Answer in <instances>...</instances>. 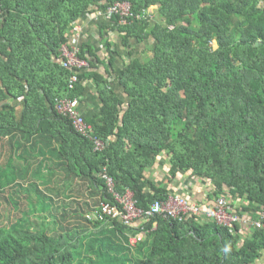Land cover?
Returning <instances> with one entry per match:
<instances>
[{"label": "trees", "instance_id": "16d2710c", "mask_svg": "<svg viewBox=\"0 0 264 264\" xmlns=\"http://www.w3.org/2000/svg\"><path fill=\"white\" fill-rule=\"evenodd\" d=\"M117 3L141 17L120 22L113 13L98 24L112 66L127 58L116 79L100 72L88 44L79 55L89 67L65 68L73 24ZM0 8V264H257L264 257V229L238 223L88 219L102 202L116 203L106 170L114 192L130 190L142 210L167 200L169 187L147 176L160 163L170 182L180 174L206 181L210 201L228 192L264 222V0H0ZM111 31L125 54L113 48ZM89 83L102 104L101 116L88 120L102 151L56 111L59 99L83 101ZM10 139L21 142L20 153L3 159ZM41 157L57 160L44 174L34 169ZM138 234L144 238L132 247Z\"/></svg>", "mask_w": 264, "mask_h": 264}, {"label": "built area", "instance_id": "2783aa9c", "mask_svg": "<svg viewBox=\"0 0 264 264\" xmlns=\"http://www.w3.org/2000/svg\"><path fill=\"white\" fill-rule=\"evenodd\" d=\"M107 17L113 13L120 16V22H124L129 17L140 18V14H135L132 11V7L129 3H117L109 8L108 12H104ZM2 14L0 8V16ZM102 12L94 15L95 20H99ZM76 24V23H75ZM74 24V25H75ZM97 30L98 23L91 25ZM113 31L110 32V34ZM112 43L115 45L116 41ZM81 49L70 43L65 44L62 48L63 51V65L67 69H71L75 72L77 70H84L89 67V61L80 58L79 52ZM79 81L78 75H74L71 80L70 88L74 87V84ZM56 111L68 118L74 125L75 129L84 137H87L94 143L95 149L102 151L105 149V143L99 138L93 135V124L88 122V119L80 110V102L78 100L73 101L71 99H59L56 104ZM104 178L113 193L116 203L102 202L95 212L88 215V219L92 220L96 218L101 221H119L126 225H133L139 223L143 219H151L157 215H163L167 218L178 221H214L219 225L232 226L235 223L242 224L243 226H250L253 229H264V222L262 220H255L254 215L250 212H245L242 207L232 205L230 199L223 195L210 202L207 211L204 212L202 205L199 201H195L192 197L181 194H170V197L165 201H156L151 208L146 211L137 206L133 193L127 190L123 195L116 194L114 192L113 179L107 175V170L104 173ZM245 203V202H244ZM246 205V204H244ZM243 237L242 235H239ZM144 238L143 234H138L134 237H130V245L135 247L137 243L141 242ZM240 241L239 243H242Z\"/></svg>", "mask_w": 264, "mask_h": 264}, {"label": "crops", "instance_id": "0c3cea01", "mask_svg": "<svg viewBox=\"0 0 264 264\" xmlns=\"http://www.w3.org/2000/svg\"><path fill=\"white\" fill-rule=\"evenodd\" d=\"M99 12H88L86 13L81 19L77 22H75L70 30V37L71 42L70 44L72 46H76L77 48L81 49L83 44H88L93 48V52L96 54L97 58L100 59L102 64L99 66L100 72L106 74L109 72L111 75L109 82H113L114 79H116V74L118 71H120L123 68V65L125 62H127V58L122 56L116 59L115 62H113V66L110 62L112 59L110 51H108L106 43L102 42L100 39V33L97 32L98 29H94L91 27L92 24L95 22L99 25H104L106 21H108L105 13L100 16L99 20L94 19V15ZM110 36H113V41H116L115 44L116 47H113L115 51H118L119 54H125V50L121 47V49H118V46H121V42L119 39V33L118 32H112ZM152 42V41H150ZM114 43V42H112ZM147 44H143L142 47H140L141 50L146 49ZM113 49V50H114ZM121 51V52H120ZM115 72V73H114ZM14 104V103H12ZM101 101L99 99L98 91L92 83H89L88 87V93L86 94L83 101L80 102V110L85 115V117L90 121L93 119H97V117L101 116ZM22 110V106L17 107L18 113ZM22 144L15 143L10 139V142L7 146L6 151H3V159L5 157V154L13 155L16 154L18 151L20 153V148ZM56 148H58L56 146ZM18 155V153L16 154ZM43 160V157H41ZM48 159L51 160H43L42 162H36L34 164L35 173H42L44 174L46 172V167L49 163H52V165H55L57 160H55L53 157H49ZM55 161V164L54 162ZM169 165V163H168ZM169 166H165L164 164H158L152 169L147 171L148 178H153L156 181H159L164 186L169 187L171 194H181L186 195L188 197H192L195 201H199V203L202 205L204 212L207 211L208 206L210 207V200L208 198V193L211 191V185H208L204 181H198L194 180L187 175L180 174V177L178 180L174 182L171 181V175H169ZM55 188V186H54ZM141 222V221H140ZM257 264H264V257L257 263Z\"/></svg>", "mask_w": 264, "mask_h": 264}, {"label": "clouds", "instance_id": "9594fccd", "mask_svg": "<svg viewBox=\"0 0 264 264\" xmlns=\"http://www.w3.org/2000/svg\"><path fill=\"white\" fill-rule=\"evenodd\" d=\"M204 182H206V181H204ZM207 184H209V183H207ZM210 187H211V191H212V190H213L212 185H211ZM211 191H210V192H211ZM210 192H209V193H210ZM209 193H208V195H209ZM223 195L227 196V197L230 199V201L232 202V205H234V206L242 207V206L245 204V203H244V202H245L244 200H242V199L232 198L228 192L222 194L221 196H223Z\"/></svg>", "mask_w": 264, "mask_h": 264}, {"label": "rangeland", "instance_id": "374dc122", "mask_svg": "<svg viewBox=\"0 0 264 264\" xmlns=\"http://www.w3.org/2000/svg\"><path fill=\"white\" fill-rule=\"evenodd\" d=\"M153 9L156 10V7H155V6L152 7L151 10H153ZM213 45H214L215 48H217V44H216V43H214ZM142 48H143V47H142ZM91 240L93 241L94 239L92 238V239H88V240L86 241V247H87V248H88V244H89V242H90ZM83 246H84V244H83ZM86 247L84 246V250H87Z\"/></svg>", "mask_w": 264, "mask_h": 264}]
</instances>
